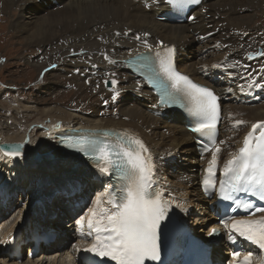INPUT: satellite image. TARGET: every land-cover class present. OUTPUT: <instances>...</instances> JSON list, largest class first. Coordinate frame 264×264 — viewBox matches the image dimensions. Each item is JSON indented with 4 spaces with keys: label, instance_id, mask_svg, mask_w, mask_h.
<instances>
[{
    "label": "bare ground",
    "instance_id": "obj_1",
    "mask_svg": "<svg viewBox=\"0 0 264 264\" xmlns=\"http://www.w3.org/2000/svg\"><path fill=\"white\" fill-rule=\"evenodd\" d=\"M39 1L48 5V0H0V3L7 9L18 4L21 17L14 28L24 35L26 45L37 47L41 55L39 57L41 61H37L39 67L41 64L51 62L48 64L51 71L46 74V77L54 73L60 74L74 85L76 101L72 103V106L70 105V110L63 109L64 107H41L40 104L39 106L31 102H29L30 105H21L20 108L17 107V111H21L17 116H20V122L29 129L21 132L6 129L5 133L0 130L2 133L0 146L20 144L23 150V154L17 157H8L0 152V176L2 175L0 214L10 213L8 208L16 203L13 204V200L9 199L13 198L16 190H22L24 193L31 187L26 204L17 214L16 221L12 222L11 228L8 227L10 230L5 238L0 239L3 243L2 251L7 252L10 245L7 239L19 226L26 225L27 221L33 218L44 217L47 210L52 213L57 212L59 208L57 201L51 204V200H57L60 197L55 196L56 191L59 188L68 189L69 185L73 188L71 181L80 178L70 179L68 183L63 182L64 177L55 174L53 170L55 164L60 162L57 169L64 171L69 162L75 169L74 175L80 176L83 172L84 175L89 176L87 167L75 157L66 158L58 155L56 136L59 133H65L63 130L68 128L87 129L89 132L84 131L75 135L90 138L95 136L94 129H111L143 141L155 165L153 190L162 193V200L168 208L165 220L187 219L190 207H194L195 201L199 198L193 170L194 165L197 166L200 162L193 158L195 152L192 139L185 132L183 118L180 115L174 113L168 114L167 118H161L152 114L151 110L157 106L156 97L140 78L126 68L124 59L153 47L156 51L155 55L157 52L164 55L166 48L175 45L179 50L175 67L196 81L203 84L210 83L219 89L223 108L219 144L220 141H224L220 144L223 153L226 152L230 141H235L238 133H243L241 138L233 144V150L227 159L220 157V161L225 163L242 146L245 135L251 130V125L264 122V103L254 97L240 76L256 70L255 63L246 61L245 58V55L253 48L244 43L241 37L235 38L230 32L236 31L240 35L241 22L226 21L227 16L233 14V7L237 5L229 3V0H204L194 11L195 20L189 28L197 31L199 44H201L200 48L193 49L198 54L194 61L185 53V50L193 44V37H190L188 32V24L173 25L159 20L158 17L166 10L162 0H157L156 3H151L150 0H50L58 2L50 8V11H46L48 6L44 9ZM146 3L150 6L145 7ZM56 7L58 8L54 9ZM208 43L214 44L215 53H212L210 60L204 59L205 64L196 63L197 60L204 58H200L202 53H210L211 50L203 46ZM106 56L108 59H105ZM228 60L235 67V71L232 70ZM214 64L219 67L213 68ZM194 66L198 67L194 68ZM202 70L204 74L201 73ZM208 70L213 73L207 74ZM198 76L205 80H201ZM110 78L118 81L116 90L120 94L116 101H112V89L106 84ZM58 86L59 82H49L43 85L40 91L51 93V90ZM105 100L107 103L104 102ZM3 116V112L0 111V117ZM236 121H243V123L237 125ZM22 127L19 125L17 129L20 131ZM225 137L228 140H225ZM47 157L49 159L45 160ZM208 159L207 156L204 161ZM181 162H185L183 166L190 173L186 181H182L185 174L177 165ZM164 166L166 171L163 177L160 176V172ZM85 179L89 187L97 190L95 197L101 194L103 197L106 195L107 190L104 185H109V182L103 183V187L99 189L97 186L94 187L92 179L87 177ZM37 201L44 207H36L34 203ZM102 201H104L103 198ZM203 203L204 200H199L196 207ZM104 205H106L105 201ZM71 206V209L75 208L73 204ZM203 207L205 209V206ZM88 209L91 210V208ZM181 210L183 215H180ZM81 217H84L87 222L86 215L75 216V219ZM166 230L167 226L161 222L158 232ZM83 233L81 235L80 231H75L71 236L78 239L76 248L71 250L76 251V254L78 248L83 249L90 245L88 231L85 228ZM58 243L63 248L61 252L56 251ZM56 244L48 253L52 250L56 254L62 253L58 264H78L76 255L72 257L71 253H66L67 243L64 240ZM25 252L26 250H22L15 256L6 254L5 256L11 261L8 264H19L17 263L19 258L16 257L18 253H22L25 258L21 264H38L36 257L39 254L29 260ZM48 253L44 254L47 262ZM55 261L52 258L49 263L53 264Z\"/></svg>",
    "mask_w": 264,
    "mask_h": 264
},
{
    "label": "snow or ice",
    "instance_id": "obj_2",
    "mask_svg": "<svg viewBox=\"0 0 264 264\" xmlns=\"http://www.w3.org/2000/svg\"><path fill=\"white\" fill-rule=\"evenodd\" d=\"M156 3L157 0H150ZM173 8L181 10L188 5H198L201 0H165ZM150 4L146 3L145 7ZM264 56V52L257 53ZM158 70L145 74V78L159 90L160 103H175L177 96L183 94L189 101L183 105L196 118L193 133L201 137H210L212 148L205 145L203 152L211 151V159L205 169L206 175L201 183L205 195L211 196L213 191L224 201L230 202L232 211L237 209L248 212H264V206H256L250 199H241V194L264 201V122L251 125V130L245 135L240 147L231 159H228L220 170L221 179H215L218 153L220 147L214 139L215 129L219 120L220 106L217 103L215 91L204 85L194 83L188 76L181 74L174 67V49L166 48L162 56L156 53ZM253 54L248 53V59ZM105 59H108L106 56ZM213 68L219 65H212ZM206 70V69H205ZM264 72V69L261 70ZM115 75L114 73L112 74ZM248 87H264L256 81L252 74ZM264 78V77H262ZM118 81L111 80L112 101H116L119 91ZM107 84V81H106ZM107 103V101H104ZM243 121H236L242 124ZM107 136L108 133H105ZM66 146L84 152L97 164L102 174H113L119 184L108 186L107 204L111 211L104 207L101 195H97L87 219L88 235L93 236V243L84 249L91 254L85 257V264H98L97 259L107 258L113 264H145L146 261H159L161 249L158 244V229L166 218L168 208L162 200V193L154 191L155 165L148 148L143 141L131 136L117 134V142L109 143L89 136L61 137ZM224 141H220L223 144ZM22 145L10 144L0 146V152L5 156L21 155ZM218 184V187H217ZM220 223L228 229L229 242L235 244L238 238L248 241L264 252V218L234 219L225 214ZM77 230L83 235L84 217L76 220ZM209 236L219 235L213 228ZM81 249H77L80 252ZM232 264H252L254 253L248 251L241 257V251H232ZM264 264V261H261Z\"/></svg>",
    "mask_w": 264,
    "mask_h": 264
},
{
    "label": "rangeland",
    "instance_id": "obj_3",
    "mask_svg": "<svg viewBox=\"0 0 264 264\" xmlns=\"http://www.w3.org/2000/svg\"><path fill=\"white\" fill-rule=\"evenodd\" d=\"M260 1L262 3L264 2V0H229V3H234L237 5V7H233L234 12L233 14H231L232 16L231 15L227 16L226 21L241 22L242 31L240 32V35L234 37L235 38L241 37V39L244 42L251 39L249 42H246L247 45L252 46L253 48V50L248 53H254L258 48L264 49V3L262 4ZM57 8L58 7H56L55 9ZM47 10L48 9H46V11ZM20 17H21V9L18 7V4L17 6L16 5L10 6L7 9L5 5L0 3V111L3 112L4 114L3 117H0L1 118L0 130L2 131V133H5L8 129H10L11 131L14 130L15 132H21L22 130L26 131V129H29L28 126L20 122L21 121L20 116H17L18 113L21 112V111H17V109L20 108L21 105H30L29 102H31L32 104L33 103L37 105L40 104L41 107H48V108L64 107L63 109L70 110V105L72 106L73 105L72 103L76 101L75 91H74L75 87H73L74 86L73 84H70L71 83L70 81L65 80L63 76L56 73L50 74L48 75V77H46V74H48V72L50 73L51 71L48 67V64H50L51 62L49 63L46 62L45 64H41L40 65L41 68L37 65V61H41L39 60V57H41V55L39 54L37 47L36 46L34 47V45L33 46L26 45L23 39L24 35L18 32V30L14 28V25L16 24V22ZM228 35L230 37V34ZM203 46L206 47L207 49H210L211 54L210 53L205 54L203 59L197 60L196 63L198 64L202 63L201 65L205 64L203 63L204 59L205 61L206 59L210 60L212 53H215L214 44L208 43ZM248 53L246 55H248ZM246 61H252V60H246ZM253 63H255L254 64L255 69H259L258 61ZM49 82L51 83L59 82V86L53 88V90H51L52 91L51 93L50 91L47 92L40 91L42 86ZM37 100L39 103L37 102ZM8 112L9 114L10 113L12 114L9 115ZM19 125L23 126L22 128H20V131L18 130ZM10 130L9 133L11 132ZM1 131H0V135L2 134ZM181 163L182 165L178 166V168L181 169L184 174L190 175V173L184 168L183 166L184 163L183 162ZM161 170L162 171L160 172V176L161 175L165 176L164 172L166 171V166L162 167ZM0 178L2 179V175L0 176ZM30 190L31 187L28 188L26 191H24V193H22L23 191L21 190L18 192V196H17L18 198L16 197V193H15L13 198L9 199V200H13V203L15 202L16 205L14 206V209L10 210V213L2 212L1 213L2 215L0 214V227H1L0 239H2V237L5 238L6 233L10 230L9 228H11L12 222L14 223L16 221L17 218L16 216H18L17 214L19 213L20 209L23 208V206L26 204L25 201L28 195L30 194ZM195 206H197V204ZM7 216L8 218L5 219ZM76 216H81V213H79V215ZM7 228L8 230H5ZM64 241L67 243L66 246L67 248L65 249L66 253L68 254L71 253L72 254L71 256L73 257V255H75L74 254L75 251L72 252L71 250H73V248L78 244V239L75 237L74 238L70 237V238H66ZM1 245L2 246H0V253H2L3 255L0 254V264L11 263L9 258L5 256L6 253L2 251L3 243H1ZM58 250L61 252L63 248H61L59 245L56 251ZM61 255L62 253L56 254V252L52 250L50 253H48V259H49L48 262L44 256L43 257L37 256L38 258L36 257V259L39 261L38 264H50L49 261H51L52 258H54L56 261L53 264H58L60 261V257H62ZM1 257L4 258L2 259ZM24 259L25 258L22 259V262L24 261ZM19 264H21V262Z\"/></svg>",
    "mask_w": 264,
    "mask_h": 264
},
{
    "label": "water",
    "instance_id": "obj_4",
    "mask_svg": "<svg viewBox=\"0 0 264 264\" xmlns=\"http://www.w3.org/2000/svg\"><path fill=\"white\" fill-rule=\"evenodd\" d=\"M110 85V84H109ZM4 145H7V144H4ZM4 145H2V146H4ZM20 145V144H19ZM20 152H21V154H23V151H22V147H21V149H20Z\"/></svg>",
    "mask_w": 264,
    "mask_h": 264
}]
</instances>
